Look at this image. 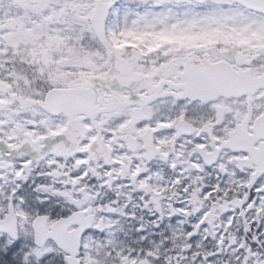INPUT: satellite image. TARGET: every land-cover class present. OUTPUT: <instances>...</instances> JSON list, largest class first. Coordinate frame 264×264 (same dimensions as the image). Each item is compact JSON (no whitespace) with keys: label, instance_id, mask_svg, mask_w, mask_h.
<instances>
[{"label":"snow or ice","instance_id":"6c2138e0","mask_svg":"<svg viewBox=\"0 0 264 264\" xmlns=\"http://www.w3.org/2000/svg\"><path fill=\"white\" fill-rule=\"evenodd\" d=\"M0 264H264V0H0Z\"/></svg>","mask_w":264,"mask_h":264}]
</instances>
